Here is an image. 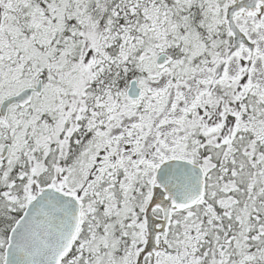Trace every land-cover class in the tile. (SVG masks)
<instances>
[{"label":"snow or ice","instance_id":"snow-or-ice-1","mask_svg":"<svg viewBox=\"0 0 264 264\" xmlns=\"http://www.w3.org/2000/svg\"><path fill=\"white\" fill-rule=\"evenodd\" d=\"M0 264H264V0H0Z\"/></svg>","mask_w":264,"mask_h":264}]
</instances>
